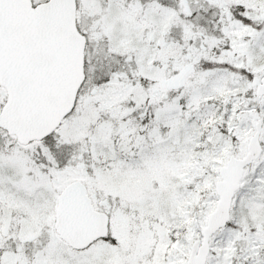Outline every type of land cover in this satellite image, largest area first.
I'll return each instance as SVG.
<instances>
[{"label": "snow or ice", "instance_id": "obj_1", "mask_svg": "<svg viewBox=\"0 0 264 264\" xmlns=\"http://www.w3.org/2000/svg\"><path fill=\"white\" fill-rule=\"evenodd\" d=\"M0 264H264V0H0Z\"/></svg>", "mask_w": 264, "mask_h": 264}]
</instances>
